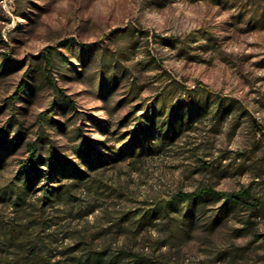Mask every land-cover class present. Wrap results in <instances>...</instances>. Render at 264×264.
Returning a JSON list of instances; mask_svg holds the SVG:
<instances>
[{"label": "rangeland", "instance_id": "rangeland-1", "mask_svg": "<svg viewBox=\"0 0 264 264\" xmlns=\"http://www.w3.org/2000/svg\"><path fill=\"white\" fill-rule=\"evenodd\" d=\"M32 144L64 164L17 200ZM201 188L251 199L172 208ZM12 232L0 264H264V0H0Z\"/></svg>", "mask_w": 264, "mask_h": 264}, {"label": "trees", "instance_id": "trees-1", "mask_svg": "<svg viewBox=\"0 0 264 264\" xmlns=\"http://www.w3.org/2000/svg\"><path fill=\"white\" fill-rule=\"evenodd\" d=\"M25 87V84H21L19 87V91H22ZM202 90L206 92H210L206 86H201ZM211 93V92H210ZM29 158L24 162L22 169L19 173V180L22 183V186L17 187L19 189L18 194L16 196L17 200L23 199V197L33 188L35 183V179L30 180V174H35L36 179L39 177H43L45 181L50 180L51 176L55 173V168L57 165H63V161L61 160L62 157L56 155H50V157H43L41 154V147L38 144L29 145ZM42 166H47L49 171L44 173L41 171ZM49 185L46 184L42 187L41 191H43V198L47 201L53 202L55 198L59 197V192L54 190V188L49 189ZM13 192H4L3 199L12 198ZM204 198H214L220 201H223L226 204L231 205H240L246 202L247 200L251 199L250 190L242 189L240 191H230V192H222L216 191L213 189H197L195 192L192 193H180L174 197L173 207H176L179 203H193L199 201ZM255 202V201H254ZM255 204H258L255 202ZM163 212V208L159 207L158 209L152 211L150 213V218H156V216L161 215ZM18 233L12 232L5 234V238L2 242H0V252H4V248L11 247L17 250H21V248L17 245L18 242ZM38 256L36 252L29 251L28 254L24 256V259L20 262V264H39L38 263Z\"/></svg>", "mask_w": 264, "mask_h": 264}]
</instances>
